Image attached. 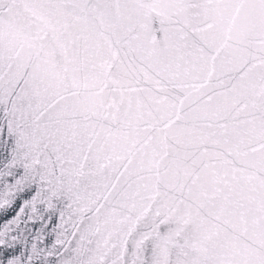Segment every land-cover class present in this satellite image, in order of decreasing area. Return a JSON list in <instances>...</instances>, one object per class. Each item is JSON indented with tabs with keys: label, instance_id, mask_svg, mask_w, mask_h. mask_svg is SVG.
<instances>
[{
	"label": "snow or ice",
	"instance_id": "snow-or-ice-1",
	"mask_svg": "<svg viewBox=\"0 0 264 264\" xmlns=\"http://www.w3.org/2000/svg\"><path fill=\"white\" fill-rule=\"evenodd\" d=\"M0 149V264H264V0H0Z\"/></svg>",
	"mask_w": 264,
	"mask_h": 264
},
{
	"label": "water",
	"instance_id": "water-1",
	"mask_svg": "<svg viewBox=\"0 0 264 264\" xmlns=\"http://www.w3.org/2000/svg\"><path fill=\"white\" fill-rule=\"evenodd\" d=\"M3 153V149H0V154ZM22 203L21 198H17V204ZM15 211H18V207L16 205L13 206L12 209L8 210L7 212H0V227H2L4 219H11L12 216L15 214ZM33 231H35L37 228H39V222H37L35 225H29Z\"/></svg>",
	"mask_w": 264,
	"mask_h": 264
}]
</instances>
